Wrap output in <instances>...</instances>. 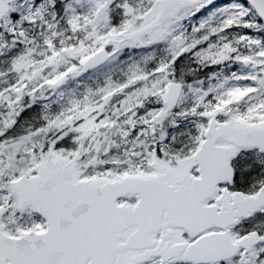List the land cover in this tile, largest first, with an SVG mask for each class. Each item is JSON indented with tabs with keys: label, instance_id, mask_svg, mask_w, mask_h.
<instances>
[{
	"label": "snow or ice",
	"instance_id": "snow-or-ice-1",
	"mask_svg": "<svg viewBox=\"0 0 264 264\" xmlns=\"http://www.w3.org/2000/svg\"><path fill=\"white\" fill-rule=\"evenodd\" d=\"M0 264H264V0H0Z\"/></svg>",
	"mask_w": 264,
	"mask_h": 264
}]
</instances>
